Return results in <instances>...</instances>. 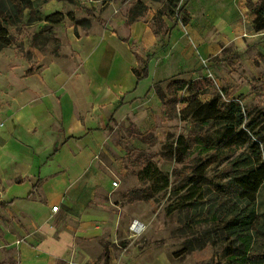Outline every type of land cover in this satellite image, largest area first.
Returning a JSON list of instances; mask_svg holds the SVG:
<instances>
[{"label":"crops","instance_id":"1","mask_svg":"<svg viewBox=\"0 0 264 264\" xmlns=\"http://www.w3.org/2000/svg\"><path fill=\"white\" fill-rule=\"evenodd\" d=\"M65 2L47 0L33 22L53 27L55 55L31 47L32 61L14 44L0 53V264H180L173 235L162 238L158 222L141 220L137 200L122 206L113 196L144 181L142 164L134 168L153 147L145 135L167 139L172 119L159 88L170 96L171 81H186L179 116L192 82L206 102L225 97V78L252 81L247 73L264 58V0H181L186 24L152 0H142L148 9L131 23L123 0ZM55 13L64 17L48 21ZM237 67L241 75L227 72ZM174 163L172 155L157 166L170 182L162 192L177 190ZM134 219L146 225L142 235H132Z\"/></svg>","mask_w":264,"mask_h":264},{"label":"trees","instance_id":"2","mask_svg":"<svg viewBox=\"0 0 264 264\" xmlns=\"http://www.w3.org/2000/svg\"><path fill=\"white\" fill-rule=\"evenodd\" d=\"M47 0H0V53L2 50L14 44L11 28L18 26L24 17L26 10H29V21L40 20V16L35 15L40 11V7ZM165 1L167 4L166 11L171 18L177 17L182 24L189 21L186 13L180 7L181 0H153ZM162 12V11H161ZM155 16L156 33H159L161 27L160 15ZM259 18L257 20V29L264 27V6L257 11ZM62 13H55L47 18L51 22H59L55 19L57 16H63ZM142 16L140 6L131 9L128 12V23L137 20ZM147 67L142 68V74L147 73ZM184 80L171 81L168 85V91L177 93L178 84L183 85ZM192 82L190 84L192 93L189 101L196 100L198 94ZM159 88L160 85L156 84ZM222 92L215 95L211 100L202 102L195 101L197 106L193 107L192 103L187 107L193 121L202 125V127L221 126L223 133L218 141L216 148V157L221 163H228V181L225 184L216 185L217 189L222 192L226 199L218 205L217 208L210 206L209 213H213L212 221L217 223L222 219L220 227L214 226L213 232L219 239L226 240L227 248L225 252V264H264V254H261L262 246L260 241L264 238V223L257 224V194L264 185V117L258 114L254 115L248 111L242 103V98L230 99L229 94ZM159 95L167 106V114L170 117L177 114L174 105L175 99L169 96L159 88ZM192 131V130H191ZM201 130L193 129L192 133L196 134L195 143L204 145ZM153 139L152 133L146 134V137ZM148 139V138H147ZM149 142L150 139H148ZM208 140L205 141V147L208 148ZM192 143L183 135L176 140V147H171L170 153L176 156L178 162H182V158L188 156L191 151ZM205 149L204 150L206 151ZM208 151V150H207ZM138 159H141L143 166V179H148L149 187L147 189H132L128 192L131 201L133 200H151L157 192L167 189L169 186L168 175L162 173L158 167L149 159H146L144 153H138ZM207 163L199 164L194 175L188 180L187 199L194 198L197 191L205 179V167ZM191 184V185H190ZM190 185V186H189ZM181 189V188H180ZM224 213V216H222ZM209 232V231H208ZM212 232V231H210ZM210 233H206L209 235ZM199 248L202 244L198 245ZM190 250H194L190 243H186L180 250V254H184ZM179 254V253H178Z\"/></svg>","mask_w":264,"mask_h":264},{"label":"rangeland","instance_id":"3","mask_svg":"<svg viewBox=\"0 0 264 264\" xmlns=\"http://www.w3.org/2000/svg\"><path fill=\"white\" fill-rule=\"evenodd\" d=\"M73 0H66L65 5ZM127 3V9H135L140 6L142 14L147 11V7L144 5L142 0H123ZM153 1V0H152ZM154 2V1H153ZM162 4L161 10L164 11L167 7L165 1H156ZM43 5V4H42ZM42 6L40 7L41 10ZM129 9V10H130ZM28 13L29 10L25 11ZM25 14V13H24ZM41 12H37L40 16ZM63 15V14H61ZM64 15L57 16L55 19H62ZM34 21L23 17L22 22L18 26L11 28V33L14 40V45L17 47L20 53H23L27 58L35 61V54L31 50L32 48H38L44 54L55 55L59 49V42L57 41L53 27L35 29L33 26ZM263 64L256 61L257 68H254L255 72H248L252 81H244L240 77L236 83H232L229 78H225V84L223 85L224 92L232 94L235 89L245 92L240 98L242 103L248 111H251L254 115L264 117V58ZM245 71V70H244ZM229 74L236 73L241 75L243 73L241 67L233 68V72L227 69ZM227 77V76H226ZM249 82V83H248ZM245 85L250 86V91L246 92ZM183 85L178 84L177 93L174 94L170 91L169 98L175 99V107L179 102L178 90ZM196 89V88H195ZM216 95V94H214ZM213 95V96H214ZM195 101H201L196 98ZM193 101L192 106H197V103ZM189 106V105H188ZM177 110V109H176ZM189 113L188 109H181V114H173L170 116L172 124L167 133V139L163 142L157 143V138L150 139L151 148L144 150V156L146 159L151 160L156 166L166 157L172 156L170 153L171 147H176V140L180 135L188 138L192 143L190 154L182 158V162H178L175 156V163L170 172L171 187L177 190H171L168 192H158L151 200H137V206L134 210H138L143 217L141 220L147 222H158L156 231L160 233V237L173 235L172 242L173 248L176 251V258L180 264H225V252L227 248V242L224 239L216 237L217 234L213 232L214 226L220 227L222 219L217 223L212 221L213 213L215 208L221 204L226 197L217 189L216 185L225 184L228 181V163H221L216 157V148L218 141L223 133L221 126L215 127L205 126L202 127L199 123L192 120L191 117H187ZM188 118V119H187ZM186 123V124H183ZM193 129L201 130L204 145L205 141L208 140V148L203 143H195L196 134H193ZM192 130V131H191ZM264 135V131L262 132ZM206 148V151L201 150ZM208 150V151H207ZM136 153H132V159H134ZM207 163L205 167V179L200 187V191L196 192V196L191 199H187V190L182 189V186H186L188 180L194 175L196 167L201 163ZM142 161H138V165L134 168V171L141 169ZM148 179H144L140 185L134 189H147L149 187ZM181 188V189H180ZM257 224L264 223V185L258 192L257 196ZM113 200L120 203L122 206L128 205L131 202L135 203L136 200L131 201L128 194H115ZM210 206L214 207L212 213H209ZM224 216V213L223 215ZM209 231V232H208ZM212 231V232H210ZM206 233H210L206 235ZM168 239H162L158 243L163 244ZM190 243L194 250H190L184 254H180V250L185 246L186 243ZM202 244L199 248L198 245ZM262 246L261 254H264V238L260 241ZM179 253V254H178Z\"/></svg>","mask_w":264,"mask_h":264},{"label":"built area","instance_id":"4","mask_svg":"<svg viewBox=\"0 0 264 264\" xmlns=\"http://www.w3.org/2000/svg\"><path fill=\"white\" fill-rule=\"evenodd\" d=\"M113 185L117 186L118 185V181H114ZM52 210L53 211H57L58 210V206L57 205L53 206ZM129 228H130V231H131L132 235L139 236V235H142L144 233V231L146 229V225L142 221H140L138 219H134L130 223Z\"/></svg>","mask_w":264,"mask_h":264}]
</instances>
